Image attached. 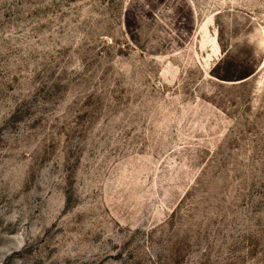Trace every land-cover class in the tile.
Wrapping results in <instances>:
<instances>
[{
	"label": "rangeland",
	"instance_id": "1",
	"mask_svg": "<svg viewBox=\"0 0 264 264\" xmlns=\"http://www.w3.org/2000/svg\"><path fill=\"white\" fill-rule=\"evenodd\" d=\"M0 264H264V0H0Z\"/></svg>",
	"mask_w": 264,
	"mask_h": 264
}]
</instances>
